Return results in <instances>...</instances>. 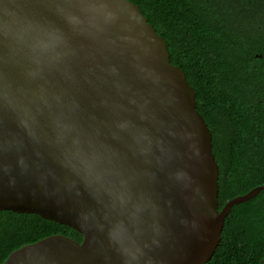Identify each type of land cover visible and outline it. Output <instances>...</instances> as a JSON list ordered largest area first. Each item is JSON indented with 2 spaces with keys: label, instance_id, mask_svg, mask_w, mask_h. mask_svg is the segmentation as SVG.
I'll use <instances>...</instances> for the list:
<instances>
[{
  "label": "water",
  "instance_id": "water-1",
  "mask_svg": "<svg viewBox=\"0 0 264 264\" xmlns=\"http://www.w3.org/2000/svg\"><path fill=\"white\" fill-rule=\"evenodd\" d=\"M132 0H0V210L68 225L2 264H206L219 208L212 132Z\"/></svg>",
  "mask_w": 264,
  "mask_h": 264
},
{
  "label": "trees",
  "instance_id": "trees-1",
  "mask_svg": "<svg viewBox=\"0 0 264 264\" xmlns=\"http://www.w3.org/2000/svg\"><path fill=\"white\" fill-rule=\"evenodd\" d=\"M195 89L219 165V208L264 185V0H132ZM76 229L0 210V264L15 249ZM206 264H264V190L236 204Z\"/></svg>",
  "mask_w": 264,
  "mask_h": 264
}]
</instances>
